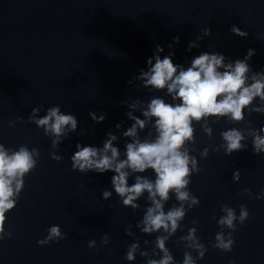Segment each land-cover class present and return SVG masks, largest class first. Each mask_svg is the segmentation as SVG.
<instances>
[{
    "label": "water",
    "instance_id": "1",
    "mask_svg": "<svg viewBox=\"0 0 264 264\" xmlns=\"http://www.w3.org/2000/svg\"><path fill=\"white\" fill-rule=\"evenodd\" d=\"M233 24L249 36L234 35L229 31ZM204 27L211 28V35L200 41L199 48L187 51L189 41L202 36ZM174 36L180 37L174 45V63L188 66L203 51L221 52L235 60L254 48L256 54L249 63L259 71L264 68V0H0V142L14 149L23 144L40 151L37 168L25 178L17 206L6 214L5 227L12 236L0 241V264H145L146 258L138 253L134 261H127L125 253L135 239L144 248V240L154 241L159 235L144 234L135 227L148 203L147 194L138 201L141 209L125 207L112 188L113 172L81 173L71 168L70 157L77 142L102 146L109 131L120 135L117 123L124 130L131 125L121 101L165 95V91L149 92L140 87L141 82L132 86L129 81L141 68L146 69L157 44L164 47L161 57L167 55ZM40 105V115L60 105L63 112L78 118L77 130L57 149L52 148L51 137L27 122L32 108ZM90 111H103L106 119L95 123ZM20 115L25 120L8 127V121ZM246 119L256 128L264 127V113L246 114ZM209 123L214 129L211 138L195 125L197 151L190 153L202 169L193 174L189 186L200 204L187 212L183 228L166 242L167 247L182 262L188 249L175 241L196 227L208 247L197 264H231L233 259L235 264H264V199L243 194L244 188L254 194L264 189V154H253L249 138L247 150L225 155L223 149L210 148L208 157L201 158L204 147L223 142L221 131L246 127L223 118H210ZM119 147L123 151V137ZM52 151L63 159H52ZM237 169L240 180L234 182L232 174ZM143 175L154 178L151 169ZM106 189L113 191L108 200L102 198ZM173 203L174 196L166 209ZM222 203L236 209L237 215L240 204L250 212L243 225L237 222L231 252L211 247L221 230L217 220L223 215ZM53 224L61 227L66 238L39 245ZM130 224L135 237L125 234ZM105 233L110 237L107 245L99 251L88 248L89 240L99 244Z\"/></svg>",
    "mask_w": 264,
    "mask_h": 264
},
{
    "label": "clouds",
    "instance_id": "2",
    "mask_svg": "<svg viewBox=\"0 0 264 264\" xmlns=\"http://www.w3.org/2000/svg\"><path fill=\"white\" fill-rule=\"evenodd\" d=\"M229 31L242 38L249 36L247 31L235 24ZM211 33L210 27H204L202 36L189 41L186 50L191 52L199 48L200 41ZM179 43L180 37L174 36L167 45L168 54L163 57L160 53L164 52V47L157 44L153 55L147 59L146 69L141 68L139 74L129 81L132 86L137 81L141 82L140 87L149 92L165 91V95H153L147 101L140 98L121 101L128 109L126 117L132 121L131 125L124 130L122 123H117L115 127L120 130V135L109 131L102 146L77 142L76 151L70 157L71 168L81 173L113 172L112 188L125 207L141 209L138 201L147 194L148 203L143 206L142 219L136 222L135 227L141 233L159 235L154 241L144 240V248L138 238L128 244L125 253L127 261L136 260L138 253L146 258L145 264H197L207 253L208 247L201 242L196 227L189 228L186 235L175 241L188 249L183 254L182 262L175 260L166 243L183 228L181 221L187 212L200 204L199 197L189 187L193 174L202 171L197 157L190 154L197 151L196 124L209 138L214 132L210 118L215 121L223 118L231 124L246 125L221 131L223 142L215 147H204L199 153L201 158L208 157L210 148L212 151L223 149L225 155L247 150L245 141L249 138L253 154H264V127L256 128L251 120L246 119V114L264 113V68L256 71L249 63L256 50L249 48L243 58L235 60L221 52L203 51L185 66L173 60L176 54L174 45ZM42 109V105L33 107L27 122L41 128L45 136L51 137L52 148L57 149L70 133L77 130L78 118L73 113L63 112L60 105L48 107L46 114L40 115ZM106 116L103 111L99 114L89 112V117L95 123H102ZM24 120V116H17L8 121V127L14 128L17 121ZM121 137L124 138L123 151L119 147ZM39 157L40 151L36 147L29 148L22 144L14 149L0 142V241L12 236V232L5 227L6 214L17 206L26 186L25 178L35 171ZM51 157L56 161L63 159L56 151L51 152ZM149 169L154 178L143 175ZM232 178L234 182H239V169L233 172ZM130 179L134 180L131 184ZM243 194L251 199H264V189L254 194L251 188H244ZM112 196L113 191L106 189L102 192L104 200ZM173 196L176 203L166 209ZM221 212L223 215L217 220L221 230L215 234L211 247L231 252L235 246L233 233L237 231V222L243 225L249 219L250 212L246 205L240 204L237 215L236 209L226 203L221 204ZM192 223L195 225L197 221L193 220ZM125 234L135 237L131 224L125 228ZM66 236L59 225L53 224L38 244L43 246L53 241L59 242ZM109 239V234L105 233L99 244L95 239L89 240L88 248L99 251L101 246L109 243ZM148 245H151L150 249ZM231 264H235V259Z\"/></svg>",
    "mask_w": 264,
    "mask_h": 264
}]
</instances>
